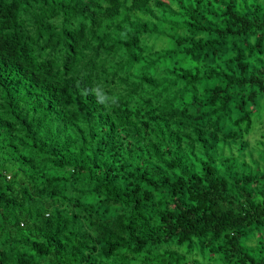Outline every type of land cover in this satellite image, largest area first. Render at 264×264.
<instances>
[{
  "label": "trees",
  "instance_id": "1",
  "mask_svg": "<svg viewBox=\"0 0 264 264\" xmlns=\"http://www.w3.org/2000/svg\"><path fill=\"white\" fill-rule=\"evenodd\" d=\"M264 0H0V264H264Z\"/></svg>",
  "mask_w": 264,
  "mask_h": 264
},
{
  "label": "rangeland",
  "instance_id": "2",
  "mask_svg": "<svg viewBox=\"0 0 264 264\" xmlns=\"http://www.w3.org/2000/svg\"><path fill=\"white\" fill-rule=\"evenodd\" d=\"M263 81H264V76H263ZM262 101H264V98H263V100ZM262 107V109L260 110V116L261 117H264V104L261 106Z\"/></svg>",
  "mask_w": 264,
  "mask_h": 264
}]
</instances>
